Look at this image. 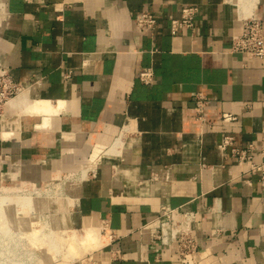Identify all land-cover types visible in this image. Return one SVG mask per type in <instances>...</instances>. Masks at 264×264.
<instances>
[{
  "label": "crops",
  "instance_id": "0c3cea01",
  "mask_svg": "<svg viewBox=\"0 0 264 264\" xmlns=\"http://www.w3.org/2000/svg\"><path fill=\"white\" fill-rule=\"evenodd\" d=\"M189 5L193 24L172 34L170 16ZM144 10L159 21L139 32ZM0 11V64L45 101L38 112L2 106L0 185L80 171L68 214L111 233L96 264H177L175 245L140 229L162 207L176 221L181 208L197 213L194 263L264 264L259 174L217 147L229 134L264 162V57L230 46L244 16L264 26V0H0ZM196 93L208 101L203 120Z\"/></svg>",
  "mask_w": 264,
  "mask_h": 264
},
{
  "label": "built area",
  "instance_id": "2783aa9c",
  "mask_svg": "<svg viewBox=\"0 0 264 264\" xmlns=\"http://www.w3.org/2000/svg\"><path fill=\"white\" fill-rule=\"evenodd\" d=\"M199 12L196 5L181 8L180 17L170 16V30L172 34L177 33L182 26H191L195 16ZM159 17L150 10L139 12L134 17L135 28L141 32L145 29L154 30L158 24ZM232 52L244 54L247 58L264 57V26L260 19L253 14L244 16L241 21V31L234 34L230 39ZM68 77L69 74L67 73ZM153 72L150 67H144L139 72V80L145 84L151 83ZM16 82L8 67L0 64V108L10 98L15 97L21 88ZM194 110L196 118L203 120L204 110L208 101L203 94L194 95ZM236 115L223 113L221 122H233ZM223 156L229 154L235 157L240 164L246 165L245 172L248 174H259L258 182L264 187V162L254 156L256 145L248 144L239 147L234 144L232 135H224L217 145ZM173 208L162 207L156 216L146 220L140 227L141 230H150L152 237L163 245H175L178 258L177 264H196L192 260L199 251V242L193 230V224L198 220L197 213L189 208H181V219L176 221ZM109 237L111 233L109 232Z\"/></svg>",
  "mask_w": 264,
  "mask_h": 264
},
{
  "label": "rangeland",
  "instance_id": "374dc122",
  "mask_svg": "<svg viewBox=\"0 0 264 264\" xmlns=\"http://www.w3.org/2000/svg\"><path fill=\"white\" fill-rule=\"evenodd\" d=\"M0 111H2V108ZM46 164L47 162H45V166ZM80 174V171H60L48 180L36 181L32 179L26 180L21 185L19 184L21 181L3 183L0 185V200L4 198L14 200L33 198V209L30 210L29 213H22V215L25 219L30 220V224L34 221L38 222L40 220L42 224L45 225V227L41 229L44 232H48V229L51 228L53 247L50 246V243H46L43 245L44 249L42 250L38 249L34 244H31L30 246L26 243L27 241H25V244H23L24 242L19 243V247H15V253L28 252L32 258V264H96L94 260L96 250L109 241L108 235L104 237L105 232L104 230H101V226L97 225V229L99 233L102 234V238L105 239L104 242L98 241L97 243H94L95 245L87 244L83 247L84 249H82L81 252L76 253L71 250L69 251L68 245L65 244V240L71 236L69 229L66 227L67 222L65 220L68 221L69 226L72 225L71 227H74L77 233L84 232V225L80 227V225L72 221L68 214L69 209L67 207V205L74 204L68 199V197L70 193L72 194V184H76L80 180ZM57 185H60V189L57 188L59 187ZM32 216H34V218ZM53 217L54 220L52 222L51 220ZM26 221L21 224L23 228L28 226V222ZM42 237L43 236H40V238ZM45 250L52 254L50 257L48 256V261L43 259L46 252ZM70 252H73V254H70ZM24 257L22 256V258Z\"/></svg>",
  "mask_w": 264,
  "mask_h": 264
},
{
  "label": "bare ground",
  "instance_id": "6f19581e",
  "mask_svg": "<svg viewBox=\"0 0 264 264\" xmlns=\"http://www.w3.org/2000/svg\"><path fill=\"white\" fill-rule=\"evenodd\" d=\"M22 89H23V86H21L15 98L12 97V99L10 98L11 100L8 99L9 101L7 100L8 102L7 101L5 102L6 112L15 111V110H20L21 112H28V111L33 110V111L38 112L40 108L45 106V101L43 100L42 101L41 100H36V101L30 100L26 91L21 92ZM2 106L1 108L3 109ZM126 129L127 128L123 129L122 132H124ZM122 136H124L123 133L121 134V138ZM73 157L75 156L70 155L67 158L70 161H72L75 159ZM42 167L46 169L47 164L46 166L45 164H43ZM33 171L34 170L29 171L28 174L39 175V172L35 171L34 173ZM80 177L82 180L85 178V176L83 177V175L81 174H80ZM57 186H59L57 188L60 189V185H57ZM74 199L75 198L73 196H70L69 200L74 203ZM32 203H33V198H27L24 200H16V199L14 200V199L4 198L0 200V240H1L0 241V264H32L31 262L32 258L30 254H28V252H23V253L16 252L18 253L16 254L14 251L15 247H19V243L24 242L23 244H25V241H27L26 243H28L30 246L31 244H34L38 249H42V250L44 249L43 245H45L46 243H50V246L53 247L52 245L53 239H52L51 230H50L51 228L48 229V232H44L41 229L45 227V225H43L39 219H38L39 220L38 222L34 221L32 222V224H30L29 223L30 220L25 219L24 216L22 215V213H27V212L29 213V211L33 209ZM6 209H9V210H6ZM32 217L34 218V216ZM53 220H54V217L52 218L51 221L53 222ZM24 221L28 222L27 224L28 226L26 228H23L21 225L22 223H24ZM65 221L67 222L66 227L69 229V232L71 233V236L65 240V244L68 245L69 251L71 250L74 253L81 252V250L84 249L83 247L87 244L95 245L94 243H97L98 241L99 242L105 241V239L102 238V234L99 233L96 223L95 224L90 223V224L84 225V232L77 233L74 227H71L72 225L69 226L68 221L67 220ZM101 228H102L101 229L102 231L105 229L104 226H102ZM106 235L107 234H104V237ZM40 236H43V237L40 238ZM45 251L46 252H45L43 259L48 261L49 257L52 254L51 252L47 250ZM73 252H70V254H73ZM22 256L23 257L25 256V257L22 258Z\"/></svg>",
  "mask_w": 264,
  "mask_h": 264
}]
</instances>
